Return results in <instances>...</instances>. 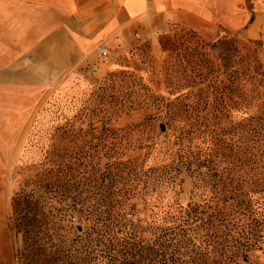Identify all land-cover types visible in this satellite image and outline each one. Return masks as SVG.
Returning <instances> with one entry per match:
<instances>
[{"label": "rangeland", "instance_id": "rangeland-1", "mask_svg": "<svg viewBox=\"0 0 264 264\" xmlns=\"http://www.w3.org/2000/svg\"><path fill=\"white\" fill-rule=\"evenodd\" d=\"M40 3L0 0V264L29 263L20 259L23 244L14 226L12 198L26 181L30 186L36 180L43 164L48 165L47 151L53 143L61 168L73 167L75 180L85 183L94 169L106 172L111 134L127 146L122 147L123 160L147 156L143 163H152L156 144H149L159 142L175 164L179 149L196 143L186 139L195 124L204 128L221 118L227 123L220 128L225 141L232 138L242 147L250 144L255 120L264 119L262 41L237 38L227 27L208 40L174 27L156 39H137L104 53L98 48L82 50L80 64L64 69L55 51L63 43L23 37L22 23L28 19H60L53 10L39 9ZM191 51L204 53L207 62L195 64ZM221 101L228 106L218 107ZM213 166L182 168L177 185L164 198L139 203V211L146 213L142 217L166 211L175 215L202 204L210 191L196 190L201 184L194 171L215 183L220 177L218 183L232 179L236 189L257 191L255 198L264 195V168H234L218 159ZM248 264H264V245L251 254Z\"/></svg>", "mask_w": 264, "mask_h": 264}, {"label": "trees", "instance_id": "trees-1", "mask_svg": "<svg viewBox=\"0 0 264 264\" xmlns=\"http://www.w3.org/2000/svg\"><path fill=\"white\" fill-rule=\"evenodd\" d=\"M190 53L195 64L207 62L204 53ZM224 103L217 106L227 107ZM255 121L250 144L242 147L232 138L225 141L220 128L227 123L221 118L204 128L195 124L186 139L196 143L179 149L175 164L159 142L149 144H156L152 163H143L147 156L123 160L122 147L127 146L111 134L106 172L94 169L85 183L75 180L73 167L61 168L53 143L48 165L12 198L14 226L23 244L20 259L30 264H248L264 245V228L258 227H264L263 193L255 198L257 191L236 189L232 179L218 183L220 177L215 183L194 171L201 184L196 190L210 191L202 204H188V210L175 215L166 211L146 217L138 206L164 198L182 168H211L217 159L234 168H264V119Z\"/></svg>", "mask_w": 264, "mask_h": 264}, {"label": "crops", "instance_id": "crops-1", "mask_svg": "<svg viewBox=\"0 0 264 264\" xmlns=\"http://www.w3.org/2000/svg\"><path fill=\"white\" fill-rule=\"evenodd\" d=\"M38 8L53 10L60 19L48 22L41 15L37 23L28 19L22 23L23 37L30 34L43 37L41 43H63L55 51L63 58L64 69L80 64L82 50L127 47L174 27L206 40L227 27L237 38L264 43V0H41Z\"/></svg>", "mask_w": 264, "mask_h": 264}, {"label": "built area", "instance_id": "built-area-1", "mask_svg": "<svg viewBox=\"0 0 264 264\" xmlns=\"http://www.w3.org/2000/svg\"><path fill=\"white\" fill-rule=\"evenodd\" d=\"M98 51H99V53H104L105 51H107V49L103 46H99Z\"/></svg>", "mask_w": 264, "mask_h": 264}, {"label": "water", "instance_id": "water-1", "mask_svg": "<svg viewBox=\"0 0 264 264\" xmlns=\"http://www.w3.org/2000/svg\"><path fill=\"white\" fill-rule=\"evenodd\" d=\"M160 131H161V132L164 131V127H163L162 125L160 126ZM77 229H78V231H81V227H80V226H78Z\"/></svg>", "mask_w": 264, "mask_h": 264}]
</instances>
